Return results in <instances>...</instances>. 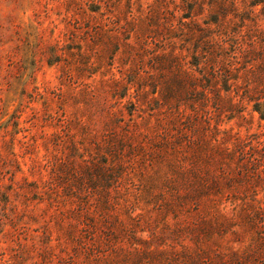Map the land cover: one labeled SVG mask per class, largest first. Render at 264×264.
<instances>
[{"label":"rangeland","instance_id":"obj_1","mask_svg":"<svg viewBox=\"0 0 264 264\" xmlns=\"http://www.w3.org/2000/svg\"><path fill=\"white\" fill-rule=\"evenodd\" d=\"M0 0V264H264V7Z\"/></svg>","mask_w":264,"mask_h":264},{"label":"trees","instance_id":"obj_2","mask_svg":"<svg viewBox=\"0 0 264 264\" xmlns=\"http://www.w3.org/2000/svg\"><path fill=\"white\" fill-rule=\"evenodd\" d=\"M253 4H258V5H261L262 7H264V0H253L252 2ZM264 117V116H262Z\"/></svg>","mask_w":264,"mask_h":264}]
</instances>
